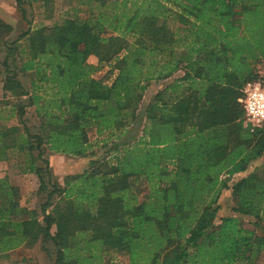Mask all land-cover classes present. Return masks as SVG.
I'll return each instance as SVG.
<instances>
[{
  "label": "trees",
  "instance_id": "obj_1",
  "mask_svg": "<svg viewBox=\"0 0 264 264\" xmlns=\"http://www.w3.org/2000/svg\"><path fill=\"white\" fill-rule=\"evenodd\" d=\"M15 1L25 18L30 0ZM70 1L63 21L11 43L0 18L3 90L27 99L0 102V161L36 175L45 195L40 211L29 209L0 178V254L40 246L54 264H105L108 252L129 264H262L264 163L233 179L264 158V126H244L239 101L264 62V0ZM113 63L111 84L94 76ZM180 71L147 105L139 139L115 143L63 185L54 180L50 153L88 157L92 130L120 141L141 123L149 85ZM20 73L32 75L31 91ZM226 191L254 229L219 216Z\"/></svg>",
  "mask_w": 264,
  "mask_h": 264
},
{
  "label": "rangeland",
  "instance_id": "obj_2",
  "mask_svg": "<svg viewBox=\"0 0 264 264\" xmlns=\"http://www.w3.org/2000/svg\"><path fill=\"white\" fill-rule=\"evenodd\" d=\"M74 3L70 0H30L24 5L26 9V17L22 16V13L17 7L15 0H0V18L5 22L10 24L13 27V32L6 38L8 43L16 41L21 34L28 31L29 29H36L43 25L51 26L55 23H59L66 18L68 12L73 8ZM264 20V15L262 17ZM25 44V41H23ZM6 46L0 45V102H26L27 99L18 100L10 95H5L3 90V82L5 74L1 66L6 55ZM94 62V63H93ZM89 63L98 66L99 62L97 57L91 56ZM20 66V62H18ZM255 70L258 74L264 71V62L261 61L255 65ZM117 70L114 68L113 64H102L94 76L96 78L102 79L107 83H112L117 75ZM182 74V73H179ZM20 80L23 82L27 90L31 91V81L33 79L31 74L20 73ZM175 80V77H172L166 81H154L152 82L144 96L142 104L140 106V120L139 125L130 127L126 134L123 136V139L120 141L115 139L114 141L108 140L106 135L98 136L95 130L90 132V138L92 143V151L90 156L87 158H77L68 155L62 154H49L48 159L51 164L53 178L55 181H58L62 185L65 182L66 176L77 175L85 172L89 167L92 160H102L104 158H109L112 156L114 149V144L117 142H133L136 139H139L143 135V126L145 124V110L147 105L152 101L154 96L158 91L164 89L166 86L171 84ZM26 119L29 123V126L36 130L40 125V118L36 113L34 108L29 109V112L26 116ZM244 126H249L251 129L252 126L248 122L244 121ZM264 163V158L258 160L247 173L239 174L234 177L233 181L238 180L242 176H246L248 173L253 171L256 168H260ZM12 173V172H10ZM14 173V170H13ZM12 173V174H13ZM15 175L17 173H14ZM28 176L16 177L15 180H18V185H20L22 193V201L24 206L29 209H35L40 211L41 204L45 201V195H38L37 191L39 188V181L36 176H29L31 174H26ZM15 177V176H12ZM15 183V182H14ZM17 183V182H16ZM15 183V184H16ZM137 194L139 195L140 200L146 197L148 193V186L145 183H141L137 187ZM221 211L219 216H229L232 213V208L234 206L231 191H226L223 193L221 200ZM241 224L247 229H254V226L251 224L249 218L240 216ZM13 260L18 259L22 260V264H54L53 261L49 259L47 254L43 252L40 246L34 248H24L21 251L13 254ZM12 261V259H11ZM7 261H1L0 264H5ZM262 264H264V254L261 258ZM105 264H128L127 256L115 252H109L105 254Z\"/></svg>",
  "mask_w": 264,
  "mask_h": 264
},
{
  "label": "built area",
  "instance_id": "obj_3",
  "mask_svg": "<svg viewBox=\"0 0 264 264\" xmlns=\"http://www.w3.org/2000/svg\"><path fill=\"white\" fill-rule=\"evenodd\" d=\"M239 101L245 111V120L252 126V130L264 126V71L257 80L246 84Z\"/></svg>",
  "mask_w": 264,
  "mask_h": 264
},
{
  "label": "crops",
  "instance_id": "obj_4",
  "mask_svg": "<svg viewBox=\"0 0 264 264\" xmlns=\"http://www.w3.org/2000/svg\"><path fill=\"white\" fill-rule=\"evenodd\" d=\"M91 58V57H90ZM94 63V62H93ZM179 73H182V74H179ZM184 76V72L183 71H180V72H178V73H176L175 75H174V77H175V79H178V78H181V77H183ZM171 79V78H170ZM111 84V83H110ZM96 132V131H95ZM96 134H97V132H96ZM90 135V134H89ZM98 135V134H97ZM99 136V135H98ZM90 141H91V138H90ZM93 148V147H92ZM91 151H92V149H91ZM91 153V152H90ZM50 154H53V153H50ZM58 155V154H57ZM63 155V154H62ZM89 156H90V154H89ZM88 156V157H89ZM87 158V157H86ZM91 164V163H90ZM51 165V164H50ZM89 169V168H88ZM13 170H14V173H17L16 175L13 173ZM10 172H12V173H10ZM34 174H31V175H29V176H33ZM239 175V174H238ZM12 176H15V177H12ZM20 176H24V177H26V176H28V175H26V174H21V173H19L18 172V170L16 169V167L14 166V162H8V161H0V178H3V177H8L9 178V180H10V183L12 184V185H14V186H20V185H18L19 183H18V180H15V178L16 177H20ZM34 176H36V175H34ZM37 177V176H36ZM67 177V176H66ZM243 177V176H242ZM38 179V178H37ZM66 179V178H65ZM39 181V180H38ZM16 184H15V183ZM61 184V183H60ZM62 185V184H61ZM20 188V187H19ZM21 204H22V206H24V203H23V201H21ZM233 213V212H232ZM229 216H237V217H240L241 215H236V214H231V215H229ZM22 249H24V248H20V249H17V250H15V251H12V252H9L8 254H6V255H1L0 254V260L1 261H7V263L5 262V264H22V260L23 259H21V260H18V259H15V260H13L14 258H13V254H15V253H17V252H19V251H21ZM109 253V252H108ZM107 254V253H106ZM126 256V255H125ZM127 258H128V256H127ZM11 259H12V261H11ZM129 258H128V264H129Z\"/></svg>",
  "mask_w": 264,
  "mask_h": 264
}]
</instances>
